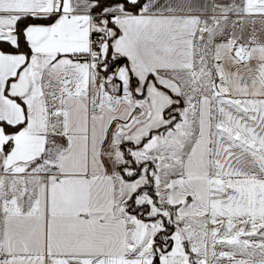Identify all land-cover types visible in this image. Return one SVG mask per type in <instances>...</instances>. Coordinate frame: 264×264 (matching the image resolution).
Here are the masks:
<instances>
[{
    "label": "crops",
    "instance_id": "0c3cea01",
    "mask_svg": "<svg viewBox=\"0 0 264 264\" xmlns=\"http://www.w3.org/2000/svg\"><path fill=\"white\" fill-rule=\"evenodd\" d=\"M92 6L0 0L11 47L20 18L54 15L23 28L27 54L0 50V264H149L169 215L159 264H264V0ZM123 143L151 167L148 221L126 212L146 172L121 178Z\"/></svg>",
    "mask_w": 264,
    "mask_h": 264
},
{
    "label": "trees",
    "instance_id": "16d2710c",
    "mask_svg": "<svg viewBox=\"0 0 264 264\" xmlns=\"http://www.w3.org/2000/svg\"><path fill=\"white\" fill-rule=\"evenodd\" d=\"M93 2V6L91 8L93 13L100 14L101 11L111 6L114 3H120L122 9L124 11H128L131 13H136L139 8L141 7L144 0H136L134 3H129L126 0H89ZM54 19V15L48 16L46 18H31V17H24L20 18L15 25V34L17 37V45L16 47H11L5 42H0V50L2 52L13 53V52H24L25 54L28 53L26 45L22 38V30L23 28L29 23H50ZM120 58L111 59L109 56L106 57L105 62L107 67L114 65L115 63L119 62ZM133 83V80L130 79V84ZM18 126L10 128L9 130L15 131ZM133 145L130 143H123L120 145V153L123 159V164L118 167V173L123 180L131 181L134 180L140 174V167L142 164L138 165L137 167L134 165V162L129 155L128 149L132 148ZM128 148V149H127ZM146 166L151 169L149 164ZM131 169L130 173L126 172V169ZM139 194H145L151 201L152 204L158 206L156 202V198L153 192L152 187V180L150 176V172H146V180L145 183L141 188H139L135 193L131 195L129 200L126 203V212L130 215L135 216L136 218L142 221H148L151 217L148 216L149 208L147 205H137L134 202V198ZM171 218L172 216L169 215L168 220L161 221V230L157 232V234L153 238L152 248H151V261L149 264H159V257L165 253H167L172 245L171 241V233L173 231V227L171 225ZM186 251V249H185Z\"/></svg>",
    "mask_w": 264,
    "mask_h": 264
},
{
    "label": "built area",
    "instance_id": "2783aa9c",
    "mask_svg": "<svg viewBox=\"0 0 264 264\" xmlns=\"http://www.w3.org/2000/svg\"><path fill=\"white\" fill-rule=\"evenodd\" d=\"M105 40V35L102 32H92L89 34L84 57L87 63L95 64L98 62L102 54Z\"/></svg>",
    "mask_w": 264,
    "mask_h": 264
},
{
    "label": "rangeland",
    "instance_id": "374dc122",
    "mask_svg": "<svg viewBox=\"0 0 264 264\" xmlns=\"http://www.w3.org/2000/svg\"><path fill=\"white\" fill-rule=\"evenodd\" d=\"M98 17H99V14L94 13V18H98ZM55 143H56L55 146L52 143L48 144V148L46 149V154L48 155V157H51L53 155V153H54V150L58 149L59 145H57V144H61L58 139L55 140ZM134 165L137 167L140 164L139 163L136 164V162H134ZM139 170H140V173L150 171L149 168L146 165H144V164L141 165ZM126 172L130 173L131 169H129V168L126 169ZM143 183H144V178L139 177L131 184V187L136 188L138 186H141ZM135 203L138 204L136 202V200H135ZM168 214H169L168 212H165L166 217H168ZM161 217H162L161 214L153 216L154 219H158V218H161ZM160 220L162 221V220H164V218H162ZM172 249H173V253H179L180 254L181 246L178 244V242H175Z\"/></svg>",
    "mask_w": 264,
    "mask_h": 264
}]
</instances>
